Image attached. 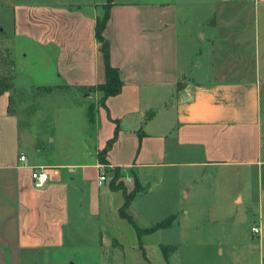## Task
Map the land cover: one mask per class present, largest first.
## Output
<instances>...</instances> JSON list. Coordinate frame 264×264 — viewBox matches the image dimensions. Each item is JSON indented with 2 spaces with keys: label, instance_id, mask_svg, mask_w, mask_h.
<instances>
[{
  "label": "crops",
  "instance_id": "0c3cea01",
  "mask_svg": "<svg viewBox=\"0 0 264 264\" xmlns=\"http://www.w3.org/2000/svg\"><path fill=\"white\" fill-rule=\"evenodd\" d=\"M105 2L0 0V52L31 42L55 68L52 86L95 104L92 118L82 110L74 145L73 131L22 135L9 90L0 93V264H75L67 248L86 237L81 223L96 228L95 259L102 226L114 224L131 234L137 258L155 264L146 239L189 222L203 230L157 238L159 264L192 243L214 245L215 264H264V0H112L103 36L122 84L102 104L92 87L105 81L94 36ZM33 166L48 170L43 188L32 184ZM113 169L127 193L141 187L125 210L139 228L175 216L172 225L138 236L119 215L124 193L109 187ZM114 234L116 264H126ZM162 245L175 247L169 263Z\"/></svg>",
  "mask_w": 264,
  "mask_h": 264
},
{
  "label": "rangeland",
  "instance_id": "374dc122",
  "mask_svg": "<svg viewBox=\"0 0 264 264\" xmlns=\"http://www.w3.org/2000/svg\"><path fill=\"white\" fill-rule=\"evenodd\" d=\"M30 3H54L62 2L63 4H80L83 5L96 1L105 2L106 0H26ZM51 3V4H52ZM104 13V3L101 9V15ZM29 41H16L12 45V49L1 50V71L0 76L6 77L10 81V97H9V112L13 113L19 118L22 135L27 134L41 135L42 133L54 136L59 132L70 133L75 132V138L72 137V142L76 145L80 141V134L83 129V122L80 120L81 112L86 109V116L88 118L93 117V108L95 106L93 99H88L83 96V92H75L72 89H68L65 86H52L58 82H55L56 77L54 75L53 64L50 63L46 56H42L39 50L33 46ZM37 85H43L36 87ZM46 85V86H44ZM48 85V86H47ZM89 90V89H88ZM40 138V137H39ZM38 138V140H40ZM89 158V156H86ZM114 171H107L108 184L111 178L114 177ZM115 184L122 185L125 190L124 180L121 174L116 175ZM137 186V183L134 185ZM136 190V191H137ZM139 223H143L142 217H137ZM113 219V218H111ZM197 220V218H196ZM77 223L81 221L75 219ZM114 222V221H112ZM81 223L78 228L81 235L86 237L80 238L76 244L70 245L67 251L71 254L77 255V259H73L75 264H94V261H98L100 264H116L118 255L115 249H112L109 245V233L115 232V236L118 235L124 242L125 252L128 253V260L126 264H145L142 260L137 258L135 252L130 248V235L125 231L122 226H116L110 224L109 226L104 224L101 228V235L103 240L102 255L98 260L95 259L96 252L98 253V246L96 242H93V238H97V232L92 225L82 227ZM125 226L126 222H121ZM199 231L203 230V227L194 225L193 227L189 223H185L182 226L175 229H168L157 235H151L143 243L154 257L155 264H159L158 259L155 256V252L159 247L157 238H161L164 241L174 242L176 240H186L192 229ZM119 231V232H117ZM85 238L86 241H82ZM91 241V242H89ZM185 245V244H184ZM191 248L187 246L186 249H182L177 255L173 254V264H215L214 258V245L206 246L205 244L192 243ZM163 251V250H162ZM164 253V252H163ZM171 253V252H170ZM169 253V254H170ZM95 259V260H94ZM147 264V263H146Z\"/></svg>",
  "mask_w": 264,
  "mask_h": 264
},
{
  "label": "trees",
  "instance_id": "16d2710c",
  "mask_svg": "<svg viewBox=\"0 0 264 264\" xmlns=\"http://www.w3.org/2000/svg\"><path fill=\"white\" fill-rule=\"evenodd\" d=\"M111 3H112V0H106L104 4V13L102 16L97 17L96 22H95V27H94V36H95V39L97 40V43L99 45V50L103 58L104 69H105V81L103 83L96 85L95 87H92V89L99 90L102 92V97L100 98V101L102 104L104 102V99L107 96L115 95L119 93L121 89V84H122L120 77H119L118 70L115 67H113L109 62V44H108V41L103 36V29L108 19V16H109V7L111 6ZM9 89H10V81L6 77L0 76V93H2L3 91H8ZM117 133H118V127L116 126L113 136L110 139H108L104 148L99 153V161L103 164H106V162L104 161L103 155L110 148L112 143L115 141L117 137ZM113 171L115 175L113 178H111V181L109 182V187L112 190L121 189L124 193V202L119 209V215L121 218L127 219L131 223V225L136 230V233L138 236H141L144 233H150L157 229L165 228V227L172 225L175 219V216H169L162 222L150 228H145V229L139 228L137 224L132 220V218L129 215H127V213L125 212L126 208L128 207L130 203L132 196L134 195V192L137 190L138 187H135V191L127 193L125 188L122 185L115 184L116 175L119 172L116 169H113ZM137 186L139 185L137 184ZM161 247L169 263V253L172 250H175V247L170 246V245H162Z\"/></svg>",
  "mask_w": 264,
  "mask_h": 264
},
{
  "label": "built area",
  "instance_id": "2783aa9c",
  "mask_svg": "<svg viewBox=\"0 0 264 264\" xmlns=\"http://www.w3.org/2000/svg\"><path fill=\"white\" fill-rule=\"evenodd\" d=\"M18 160L25 164L26 157L24 154H20ZM106 177L104 174L99 175V183L105 181ZM31 180L32 184L35 188H43L48 180H49V173L47 168L44 166H33L31 169ZM253 233L257 234L260 233V228L255 226L252 228Z\"/></svg>",
  "mask_w": 264,
  "mask_h": 264
}]
</instances>
